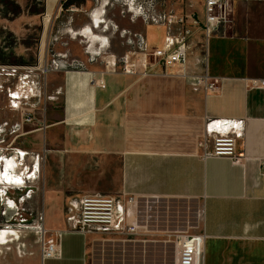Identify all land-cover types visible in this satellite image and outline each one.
Instances as JSON below:
<instances>
[{
  "label": "crops",
  "instance_id": "obj_1",
  "mask_svg": "<svg viewBox=\"0 0 264 264\" xmlns=\"http://www.w3.org/2000/svg\"><path fill=\"white\" fill-rule=\"evenodd\" d=\"M8 1L18 13L0 11V80H21L20 69L41 70L57 54L82 64L32 73L58 101L28 125L30 138L45 139L43 228L56 254L17 264H178L179 237L202 233L198 264H264V0L233 1L231 22L204 41L201 64L189 58L146 74L125 67L139 57L127 38L160 46L165 25L132 21L102 0L65 9L62 0ZM158 2L203 19L204 0ZM203 73L214 91L196 83ZM214 119L241 122L240 162L206 155ZM92 194L115 198V232H74L78 200Z\"/></svg>",
  "mask_w": 264,
  "mask_h": 264
},
{
  "label": "built area",
  "instance_id": "obj_2",
  "mask_svg": "<svg viewBox=\"0 0 264 264\" xmlns=\"http://www.w3.org/2000/svg\"><path fill=\"white\" fill-rule=\"evenodd\" d=\"M122 15H129L134 21L140 18L145 24L165 25L168 34L160 46L147 47L144 38L140 34H133L127 38V42L136 46L139 57L131 63L125 62V67H129L136 72L138 67L143 69V74L155 70L156 67H166L167 65H178L184 68L189 60V43L186 35L190 33L191 28H199L203 32L204 41H206L217 29L226 26L231 22L232 3L234 0H204V16L200 21L194 15H177L172 11L162 10L158 12L155 6L158 0H120ZM138 10V11H137ZM178 26L179 32L173 33L171 28ZM130 36V34H129ZM80 67L78 61H68L65 54H57L47 64L41 68L42 73L50 70H61L64 67ZM31 70L29 68H22ZM40 69V68H39ZM126 70V68H125ZM15 69H11L13 73ZM24 80H33L23 77ZM196 83L201 86L205 92L216 89V80H212L206 73L196 75ZM22 80V79H21ZM98 85H103V80L96 81ZM264 84V80H262ZM12 106L16 107L19 96L13 92L9 94ZM33 117L26 116V122H32ZM206 134L210 138V148L206 155L223 156L234 162H240L244 158V153L238 152L236 148L237 139L242 137V125L240 121L214 119L206 124ZM207 143V138L203 139V145ZM264 167V161L261 162ZM118 212L116 200L112 196L92 194L82 196L78 200V216L74 232L86 234L90 232H99L102 234L112 233L119 229ZM128 233H134V225L126 228ZM205 235L191 234L181 235L179 237L178 264H198L202 253V246ZM56 254V245L51 241L42 243L41 259L54 257Z\"/></svg>",
  "mask_w": 264,
  "mask_h": 264
},
{
  "label": "rangeland",
  "instance_id": "obj_3",
  "mask_svg": "<svg viewBox=\"0 0 264 264\" xmlns=\"http://www.w3.org/2000/svg\"><path fill=\"white\" fill-rule=\"evenodd\" d=\"M102 1L107 3V10L110 9L118 14V8H120L119 13L121 14L120 0ZM170 6L168 7L174 9L175 14L181 12L176 10L177 6ZM170 8H167V3L155 6L158 12L162 10L168 12ZM1 9V13L8 18H14L18 13V8L8 0H0V11ZM197 13L201 17L202 13L200 10L197 9ZM237 20L235 18L233 21V29ZM176 28L178 30L179 27ZM223 28H221V31H224ZM189 31L190 33L186 35V40L190 46L189 58H194L195 63L196 59H198L196 64H201L204 58L203 32L200 29L197 31L190 29ZM192 40L194 41V46L190 45ZM29 63L32 64L34 62L31 61ZM1 71L6 70L2 69ZM19 71L21 72L22 80H0V156H14L19 163L20 168L18 167L17 169L19 173L28 171L31 168L32 173L36 159L39 158V172L35 173V178L27 180L25 185L11 187L0 185V233H4L3 239L5 241L0 243V264H17L15 259L19 258L22 261L23 258L28 256L35 257L39 262L41 260L42 243L48 241L43 228L44 197L48 187V159L44 150L45 139L41 133L36 137V140L34 137H29L31 136L29 135V129L33 126L28 127V125H32L30 123L33 122L34 118L32 122H26L25 117L27 115L33 117L32 113L37 112V116L42 118L49 105L58 101H52L48 97V80H45L43 76L39 80H34L35 76L32 73L37 71L42 74V70L20 69ZM29 76L33 80L23 79V77L31 79ZM10 92L19 94L18 100H14L17 104L14 107V112L10 111V108H12V102L9 97ZM19 119H21L19 123L21 126L18 124ZM28 142L33 150L29 151L27 149L29 154L25 155L23 160H21L15 154L14 149L24 150V147L29 146Z\"/></svg>",
  "mask_w": 264,
  "mask_h": 264
},
{
  "label": "bare ground",
  "instance_id": "obj_4",
  "mask_svg": "<svg viewBox=\"0 0 264 264\" xmlns=\"http://www.w3.org/2000/svg\"><path fill=\"white\" fill-rule=\"evenodd\" d=\"M20 92V91H19ZM19 95V94H18ZM15 152V151H14ZM17 154L18 155H20V156H24L26 153H24L22 150H17ZM5 154V153H4ZM6 155V154H5ZM1 157V156H0ZM14 156H11V158H13ZM5 159H0V185H3V186H9V187H11V186H17L16 184H15V182L14 181H11L10 182V179H6L5 177H4V170H5V162H6V160L7 159H9V157L8 156H6V157H4ZM19 158V157H18ZM17 158V159H18ZM21 160H23V158L21 159ZM37 160V161H36ZM35 161V167L33 168V171H32V173H31V170H32V168L30 169V170H28V171H24V172H22V173H19L18 171H17V169H18V167H19V163L16 161V158H15V160H14V163L16 164V167L15 168H12V169H10L9 171H8V177L9 178H12V177H14V176H20L21 177V179L23 180V184L22 185H25V183H26V181L27 180H30V179H32V178H35V173H38L39 172V160L38 159H36ZM20 168V167H19ZM25 170H27V169H25ZM25 173H26V175H25ZM27 174H28V176H27Z\"/></svg>",
  "mask_w": 264,
  "mask_h": 264
},
{
  "label": "clouds",
  "instance_id": "obj_5",
  "mask_svg": "<svg viewBox=\"0 0 264 264\" xmlns=\"http://www.w3.org/2000/svg\"><path fill=\"white\" fill-rule=\"evenodd\" d=\"M0 159H5V158L4 157H0ZM14 160H15V157L9 158V159L6 160V162H5V170H4V174L3 175H4V177L6 179H10V182L14 181L17 186H22L23 180L21 179L20 176H14L12 178L8 177V171L10 169L16 167V164L14 163ZM3 236H4V233H0V243H4L5 242L4 239H3Z\"/></svg>",
  "mask_w": 264,
  "mask_h": 264
},
{
  "label": "trees",
  "instance_id": "obj_6",
  "mask_svg": "<svg viewBox=\"0 0 264 264\" xmlns=\"http://www.w3.org/2000/svg\"><path fill=\"white\" fill-rule=\"evenodd\" d=\"M84 2V0H62L61 4H62V7L65 9L71 5H80Z\"/></svg>",
  "mask_w": 264,
  "mask_h": 264
}]
</instances>
